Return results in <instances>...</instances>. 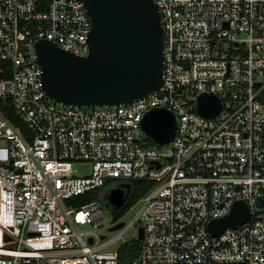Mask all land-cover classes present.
Here are the masks:
<instances>
[{"label":"built area","instance_id":"1","mask_svg":"<svg viewBox=\"0 0 264 264\" xmlns=\"http://www.w3.org/2000/svg\"><path fill=\"white\" fill-rule=\"evenodd\" d=\"M154 1L160 89L130 105L77 107L46 93L35 44L86 56L83 3L0 0V264H119L118 248L139 228L129 264H264V0ZM202 94L219 113H198ZM153 109L175 116L163 146L141 128ZM79 165L88 172L75 174ZM131 181L154 186L105 233L97 201L70 204L95 191L105 201ZM237 202L248 220L211 235L208 224Z\"/></svg>","mask_w":264,"mask_h":264},{"label":"water","instance_id":"2","mask_svg":"<svg viewBox=\"0 0 264 264\" xmlns=\"http://www.w3.org/2000/svg\"><path fill=\"white\" fill-rule=\"evenodd\" d=\"M78 1L83 3L91 21L88 54L80 57L47 40L36 42L46 93L67 106L117 107L130 105L158 91L162 85L165 39L155 1ZM220 109L214 96L202 94L199 97L197 111L200 115L208 117L219 113ZM141 128L155 146H163L174 136L175 116L167 109H153L145 114ZM129 190L128 183L111 190L104 198L106 206L119 209ZM248 218L246 204L237 202L227 216L211 221L207 231L220 235ZM121 226L119 223L110 230ZM137 238L142 240V228Z\"/></svg>","mask_w":264,"mask_h":264},{"label":"trees","instance_id":"3","mask_svg":"<svg viewBox=\"0 0 264 264\" xmlns=\"http://www.w3.org/2000/svg\"><path fill=\"white\" fill-rule=\"evenodd\" d=\"M149 145L153 146L152 142H149ZM153 186L154 182L131 181L127 202L124 208L114 215L113 219H119V217H121L138 199L145 195ZM97 194V191L89 192L83 195H79L75 198H71L69 201L70 204H73L74 202L76 204H83L92 201V199L95 198ZM139 248L140 242L136 239H131L121 244V246L118 248L119 264H129L134 258L137 257Z\"/></svg>","mask_w":264,"mask_h":264},{"label":"rangeland","instance_id":"4","mask_svg":"<svg viewBox=\"0 0 264 264\" xmlns=\"http://www.w3.org/2000/svg\"><path fill=\"white\" fill-rule=\"evenodd\" d=\"M89 166L88 165H79L76 167L75 174H85L88 172ZM93 201H97L101 207L102 213L104 215V219L101 221V230L99 232L105 233L106 230L113 224V217L115 215V212L111 205L106 206V202L102 200V198L97 195L95 198L92 199ZM138 208L133 209L132 213ZM89 229H93L91 226H89ZM109 236V235H108ZM135 236V229H130L125 235L124 239L134 238Z\"/></svg>","mask_w":264,"mask_h":264},{"label":"flooded vegetation","instance_id":"5","mask_svg":"<svg viewBox=\"0 0 264 264\" xmlns=\"http://www.w3.org/2000/svg\"><path fill=\"white\" fill-rule=\"evenodd\" d=\"M124 192V191H123Z\"/></svg>","mask_w":264,"mask_h":264}]
</instances>
